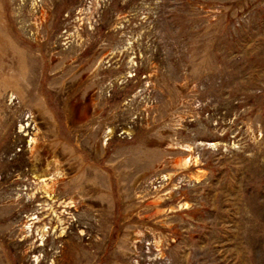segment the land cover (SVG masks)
<instances>
[{
	"label": "rangeland",
	"instance_id": "obj_1",
	"mask_svg": "<svg viewBox=\"0 0 264 264\" xmlns=\"http://www.w3.org/2000/svg\"><path fill=\"white\" fill-rule=\"evenodd\" d=\"M0 264H264V0H0Z\"/></svg>",
	"mask_w": 264,
	"mask_h": 264
}]
</instances>
